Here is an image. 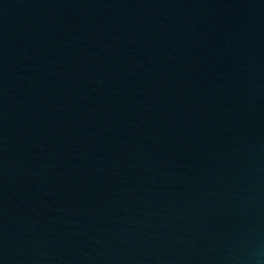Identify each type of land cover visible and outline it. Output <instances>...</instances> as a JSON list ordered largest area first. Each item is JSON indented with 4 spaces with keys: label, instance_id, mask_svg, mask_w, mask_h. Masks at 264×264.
I'll return each mask as SVG.
<instances>
[{
    "label": "water",
    "instance_id": "1",
    "mask_svg": "<svg viewBox=\"0 0 264 264\" xmlns=\"http://www.w3.org/2000/svg\"><path fill=\"white\" fill-rule=\"evenodd\" d=\"M0 264H264V0H0Z\"/></svg>",
    "mask_w": 264,
    "mask_h": 264
}]
</instances>
